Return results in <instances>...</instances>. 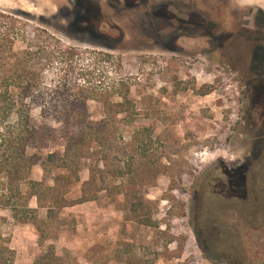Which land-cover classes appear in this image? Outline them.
<instances>
[{
  "label": "rangeland",
  "instance_id": "rangeland-1",
  "mask_svg": "<svg viewBox=\"0 0 264 264\" xmlns=\"http://www.w3.org/2000/svg\"><path fill=\"white\" fill-rule=\"evenodd\" d=\"M167 1L0 0V78L35 67L43 83L28 148L41 158L33 178L73 175L59 160L46 170L42 162L64 153L81 126L116 120L104 147H70L82 155L73 157L80 181L67 196L85 189L96 199L49 219L31 201L45 220L43 244L34 223L0 209L15 264H32L50 244L71 264H264V230L253 226L234 247L235 201L215 192L227 167L253 165L259 151L264 160V71L249 70L264 63V52L253 53L264 47V0ZM59 45L83 52L62 58ZM115 79L108 102L83 99ZM118 93L132 108L117 114L109 103ZM97 166L95 185H86Z\"/></svg>",
  "mask_w": 264,
  "mask_h": 264
},
{
  "label": "trees",
  "instance_id": "trees-1",
  "mask_svg": "<svg viewBox=\"0 0 264 264\" xmlns=\"http://www.w3.org/2000/svg\"><path fill=\"white\" fill-rule=\"evenodd\" d=\"M57 47L62 58L67 55L77 57L83 52L76 46L64 47V45H59ZM105 57L112 59L113 55L106 53ZM92 62L96 63V56L92 58ZM118 63L121 64L120 59H118ZM40 74V70L35 67H24L16 70L11 75H4L0 78V209L9 210L12 217L19 223H34L38 229L40 244H43L45 233L42 223L45 220L38 217L37 208L32 207L30 204L31 199L35 197L38 206L47 209L48 219L54 215L55 209L96 199L97 195L87 193L85 189L82 190V194L78 198L67 196L73 181H80L79 176L76 175L78 167L71 169L72 165L75 164L73 157L78 158L82 155V152L71 154L70 147H104L108 140L106 138L109 137L108 135L112 131L116 120L106 116L94 124L81 126L80 131L71 133L73 136L66 142L65 147L67 148L64 153L50 152L42 162L44 170H46L48 164L59 160L57 166L73 170V175L58 173L52 178L51 183L47 178L34 179L32 176L33 168L41 161V158L30 154L28 148L35 139L37 132V128L32 121V112L38 102L36 97L40 95L42 89L43 83ZM120 84L115 79L112 83L99 85L100 90L97 94L83 99L94 98L99 101L103 100L106 103L109 101V95L116 92V88ZM117 95L121 99L109 103L115 113L118 114L125 111L126 108H132L127 93H118ZM42 113L46 114V111L42 109ZM130 116V118L124 119L126 124L129 125L135 122L133 115ZM146 137L147 139L141 140L144 147L151 140L150 134ZM96 172H98V166L91 169L90 179L86 181V185H95ZM107 187V185L102 184L100 190L107 189ZM114 188L120 193L124 191L122 184L114 185ZM126 201L127 204L130 203L131 206H134V211L138 209V206L132 204L129 198H126ZM15 256L16 252L9 245V239L0 233V264H15ZM32 264L71 263L66 262L62 256L58 255L55 246L50 244Z\"/></svg>",
  "mask_w": 264,
  "mask_h": 264
},
{
  "label": "flooded vegetation",
  "instance_id": "flooded-vegetation-1",
  "mask_svg": "<svg viewBox=\"0 0 264 264\" xmlns=\"http://www.w3.org/2000/svg\"><path fill=\"white\" fill-rule=\"evenodd\" d=\"M190 3L192 1H188L184 6ZM174 6H177L175 0H168L165 3V7ZM261 52H264V47L258 46L253 53L258 55ZM249 70L264 71V63L260 67H252ZM261 154L262 151L255 154L256 160L253 165L249 164L252 161L250 160L231 167L225 166L229 168L228 181L219 182L215 190L221 199L235 201L231 205L233 220L229 228L234 247L244 244L243 240L251 235L253 226L264 230V160L259 162L257 159Z\"/></svg>",
  "mask_w": 264,
  "mask_h": 264
},
{
  "label": "crops",
  "instance_id": "crops-1",
  "mask_svg": "<svg viewBox=\"0 0 264 264\" xmlns=\"http://www.w3.org/2000/svg\"><path fill=\"white\" fill-rule=\"evenodd\" d=\"M33 173V172H32ZM35 197H33L32 199H31V201L34 199ZM31 201H30V204H31ZM36 201H37V199H36ZM32 206V205H31ZM75 206V205H74ZM33 207V206H32ZM70 207H73V206H70ZM35 208H37V207H35Z\"/></svg>",
  "mask_w": 264,
  "mask_h": 264
}]
</instances>
